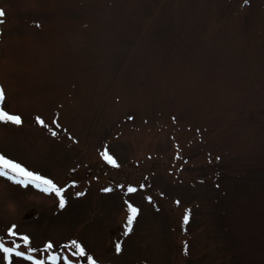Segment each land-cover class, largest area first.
I'll list each match as a JSON object with an SVG mask.
<instances>
[{"label": "rangeland", "instance_id": "374dc122", "mask_svg": "<svg viewBox=\"0 0 264 264\" xmlns=\"http://www.w3.org/2000/svg\"><path fill=\"white\" fill-rule=\"evenodd\" d=\"M0 11V107L23 121L0 125V155L67 189L60 209L0 178V244L29 253L14 227L39 259L75 240L96 264H264V0ZM128 203L140 215L125 237Z\"/></svg>", "mask_w": 264, "mask_h": 264}, {"label": "snow or ice", "instance_id": "6c2138e0", "mask_svg": "<svg viewBox=\"0 0 264 264\" xmlns=\"http://www.w3.org/2000/svg\"><path fill=\"white\" fill-rule=\"evenodd\" d=\"M5 13L0 11V23H3V17ZM36 27H39L37 24ZM5 101V91L3 88H0V105H3ZM35 123L39 125L41 128H46L47 125L45 122L39 117L36 118ZM23 121L19 115L9 114L4 111L2 107H0V125H12L17 128L21 127ZM51 136L56 138L57 133L52 129H48ZM69 139H72L69 137ZM75 143V141H73ZM101 158L105 162V164L111 166L114 169L119 168V164L117 161L108 154L107 151L101 153ZM0 178L8 181L10 184L14 186H18L20 188L28 189L29 187L38 190L40 193L44 195L55 197L58 200V206L60 209H64L66 206V200L64 198V192L67 189L61 188L57 186L51 179H47L39 174H35L32 171L27 170L22 167L19 163H15L3 155H0ZM75 185H70V187H74ZM111 189H105V192H111ZM129 194H134L137 192V189L134 187H129L127 189ZM151 203V201H149ZM179 202H177L178 204ZM127 220L123 228V235L125 237L129 236L133 232L134 222L137 220V217L140 215L139 209L133 206L131 203L127 204ZM189 223V215L185 214L183 217V224L187 225ZM7 235L13 237L14 240H20L23 242V249H29V253L25 254L23 250L20 249V245H16L15 248L11 246H4L0 244V254H2V259L7 262V264H13V260L27 262V264H74L75 261H79L82 259H86L87 264H96V261L92 256L87 255L84 247L81 246L80 243L73 240L69 244L62 245L65 249H70L73 251H69L66 255H53V244L48 243L42 249L46 254V259H39L38 257H34L31 251V240L27 235H16L15 229L9 230ZM187 244L184 245V255H187ZM122 251V241L117 242L115 244L114 252L116 255H120Z\"/></svg>", "mask_w": 264, "mask_h": 264}]
</instances>
